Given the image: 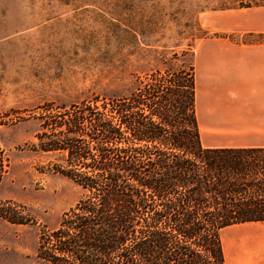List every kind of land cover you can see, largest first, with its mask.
Here are the masks:
<instances>
[{
    "label": "trees",
    "instance_id": "obj_1",
    "mask_svg": "<svg viewBox=\"0 0 264 264\" xmlns=\"http://www.w3.org/2000/svg\"><path fill=\"white\" fill-rule=\"evenodd\" d=\"M40 110L33 150L57 155L56 173L85 192L41 232L42 263L224 264L222 231L264 222V148L203 147L194 66ZM0 218L23 224L1 207Z\"/></svg>",
    "mask_w": 264,
    "mask_h": 264
},
{
    "label": "rangeland",
    "instance_id": "obj_2",
    "mask_svg": "<svg viewBox=\"0 0 264 264\" xmlns=\"http://www.w3.org/2000/svg\"><path fill=\"white\" fill-rule=\"evenodd\" d=\"M259 5L264 0H0L7 171L0 207L23 223L0 218V264H44L37 258L41 232L57 228L85 195L56 173L57 155L33 150L40 107L128 96L157 71L188 69L198 42L214 35L204 17Z\"/></svg>",
    "mask_w": 264,
    "mask_h": 264
},
{
    "label": "crops",
    "instance_id": "obj_3",
    "mask_svg": "<svg viewBox=\"0 0 264 264\" xmlns=\"http://www.w3.org/2000/svg\"><path fill=\"white\" fill-rule=\"evenodd\" d=\"M204 25L214 35L194 57L202 145L264 148V5L216 12ZM221 239L224 264H264V222L230 226Z\"/></svg>",
    "mask_w": 264,
    "mask_h": 264
}]
</instances>
